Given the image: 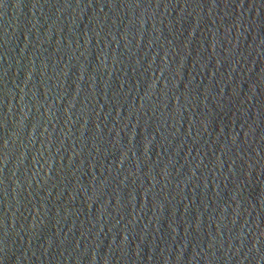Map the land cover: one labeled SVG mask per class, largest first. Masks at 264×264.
Instances as JSON below:
<instances>
[{
	"label": "water",
	"instance_id": "95a60500",
	"mask_svg": "<svg viewBox=\"0 0 264 264\" xmlns=\"http://www.w3.org/2000/svg\"><path fill=\"white\" fill-rule=\"evenodd\" d=\"M0 264H264V0H0Z\"/></svg>",
	"mask_w": 264,
	"mask_h": 264
}]
</instances>
